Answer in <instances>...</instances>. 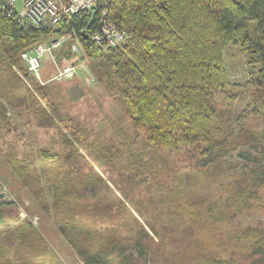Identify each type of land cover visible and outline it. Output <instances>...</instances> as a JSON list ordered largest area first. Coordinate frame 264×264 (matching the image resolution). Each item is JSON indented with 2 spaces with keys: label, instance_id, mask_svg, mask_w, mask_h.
Wrapping results in <instances>:
<instances>
[{
  "label": "trees",
  "instance_id": "16d2710c",
  "mask_svg": "<svg viewBox=\"0 0 264 264\" xmlns=\"http://www.w3.org/2000/svg\"><path fill=\"white\" fill-rule=\"evenodd\" d=\"M98 2L110 23L127 33L115 47L101 48L89 36L83 38L96 27V13L89 24L91 11L73 15L68 24L57 27L49 22L23 27L0 11V130L11 129L28 114L29 122L55 131L62 151L58 155L40 150L43 157L54 159L40 172L32 161L5 153V162L33 199L38 215L58 226L84 264H264V228L230 225L252 207L251 198L264 185V164L238 174L227 182L225 196L202 205L192 196L194 188L184 191L181 185L169 184L171 177L154 176L158 189L150 202L156 199L164 205L158 209L165 211L166 221L145 222L147 231L121 197L98 193L100 185L108 189L109 185L87 158L94 156L83 153L89 148L88 130L69 111L62 81L49 75L40 82L20 58L22 51L75 30L88 59V73L142 135L145 146L158 159L183 152L186 165L207 175L235 148L236 128L251 113L264 110V0ZM72 41L52 50L57 65L52 73L63 60L74 58ZM229 43L239 45L248 56L243 83L228 78L223 53ZM236 113L231 126L230 116ZM109 150L99 148L100 158ZM130 180L110 176L127 203L132 202ZM141 181L145 190L152 182ZM80 187L91 188V198ZM178 193L182 203L175 200ZM202 217L213 225L226 223L227 230L215 238L213 233L204 237V223L198 219ZM11 221L16 222L12 229L0 231V264H61L41 229L27 217L20 219L13 201H0V225ZM125 239L136 256L124 252L119 241Z\"/></svg>",
  "mask_w": 264,
  "mask_h": 264
},
{
  "label": "rangeland",
  "instance_id": "374dc122",
  "mask_svg": "<svg viewBox=\"0 0 264 264\" xmlns=\"http://www.w3.org/2000/svg\"><path fill=\"white\" fill-rule=\"evenodd\" d=\"M17 9H21L19 4H17ZM53 26L57 27L56 24H53ZM71 38L73 37L65 34L63 42ZM79 43L78 52H73L72 54L74 58L70 61L63 60L62 65H59V67L61 68L65 65H73L75 67V71L71 76L61 80V85L67 99L69 111L88 130L87 145H89V152L88 150H83V153L85 155L91 153L94 156L87 155V158L109 185V189L100 185L99 189L97 188L98 193L103 190L110 196L114 197L117 195L121 197L147 231H149V228L145 222L156 224L166 221L165 211L160 212L158 209L164 205H161L156 199L151 201L152 203L150 202L149 197L154 195L153 191L158 189L157 184L154 182V176L156 179H159V176H163L166 179L171 177L169 184L177 187L181 185L184 191L194 188L196 192L192 196L195 197L197 205H202L207 201L225 196L228 193L225 189L227 182L238 174L264 164V110L258 113H251L250 119L242 124V127L236 128L232 142L233 145L236 144L235 148L231 149L229 155L223 158L220 163L210 167L207 175L197 172L191 165H186L188 158L183 152L167 156L161 155L163 157L158 159L153 150L145 146L142 135L133 130L126 116L119 110L112 97L107 95L91 74L88 73L85 66L88 59L81 42ZM247 57L241 51L239 45L228 44L223 53V62L230 81L243 83L246 80L248 75ZM54 63L50 55L44 57L42 77H49L53 72V67H57L56 63ZM43 80L44 78H42ZM236 115L237 113L230 116L229 124L231 126L234 125L233 121L236 119ZM19 119L16 122V126L12 124L11 129L0 130V193H5L3 196L0 195V201H13L19 218L27 217L32 220L33 225L41 229L49 243L51 252L54 253L61 264H84L62 237L58 226L53 225L46 216L40 217L38 215V209L34 206L33 199L22 188L23 186L17 181L5 162L6 151H12L19 159L25 158L26 162L32 161L35 170L40 172L46 164L54 160L53 158L43 157L39 152L40 150L57 153L58 155L62 152L58 143V136L54 130L37 127L32 121L29 122L28 114H23V117ZM99 148L110 149L108 153L102 152V155H106V158H100ZM94 158L97 161H94ZM110 176L114 178L123 176V179L131 177L132 180H130L128 185L133 188L129 192L132 202L127 203L126 199L110 182ZM186 176H189V178H186ZM143 178L152 181L146 190L144 189L146 186L141 181ZM173 180L175 184H173ZM80 188L83 189L82 193L85 196L91 198V188ZM176 195L178 198H175V200L178 202L180 199L179 203H182V196L179 193ZM104 199L105 201H110L108 196ZM251 202L252 207L239 213L230 225L240 227L261 226L264 228V185L259 188L256 196L251 198ZM140 212H142L143 217L140 216ZM202 218L198 219L201 223H204H202V234L204 237H209L210 233H213L215 238L217 233L227 230L226 223L213 225L204 221V217ZM128 222H133L129 215ZM15 224V221H11L7 226L0 225V231L4 233L8 228L12 229ZM210 225L212 227L208 228ZM123 234L124 238L128 235L126 233ZM119 244L123 245L126 254L132 253L136 256V250L129 246L131 244L126 239L119 241Z\"/></svg>",
  "mask_w": 264,
  "mask_h": 264
},
{
  "label": "built area",
  "instance_id": "2783aa9c",
  "mask_svg": "<svg viewBox=\"0 0 264 264\" xmlns=\"http://www.w3.org/2000/svg\"><path fill=\"white\" fill-rule=\"evenodd\" d=\"M17 4L21 6L20 10L17 9ZM0 11L5 16H14L23 27L44 26L48 22L56 25L68 24L73 15L94 11V14H97L96 27L88 33V36L96 45L102 48L115 47L124 42L127 36L125 31L118 30L110 23L106 10L100 6L98 0H2ZM80 32L83 34L86 31L81 29ZM67 35L74 38L71 52H78L80 44L78 34L75 30H71ZM63 39L64 35L50 44L41 42L20 53L27 70L40 82H43L41 70L44 57L50 55L54 62L52 50L60 46ZM74 69L73 65H65L50 74L49 79L61 81L71 76Z\"/></svg>",
  "mask_w": 264,
  "mask_h": 264
},
{
  "label": "water",
  "instance_id": "95a60500",
  "mask_svg": "<svg viewBox=\"0 0 264 264\" xmlns=\"http://www.w3.org/2000/svg\"><path fill=\"white\" fill-rule=\"evenodd\" d=\"M93 16H94V11H92L91 12V19H90V22H89V24L91 23V21H92V19H93ZM88 37V35L85 33V34H83V38H87ZM5 193H0V195L1 196H3Z\"/></svg>",
  "mask_w": 264,
  "mask_h": 264
}]
</instances>
